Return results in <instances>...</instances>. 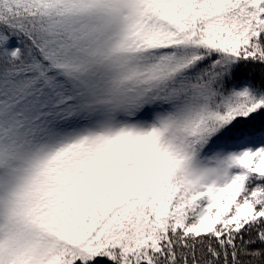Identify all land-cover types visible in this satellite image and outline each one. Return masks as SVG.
<instances>
[{
	"label": "snow or ice",
	"instance_id": "snow-or-ice-1",
	"mask_svg": "<svg viewBox=\"0 0 264 264\" xmlns=\"http://www.w3.org/2000/svg\"><path fill=\"white\" fill-rule=\"evenodd\" d=\"M0 264H264V0H0Z\"/></svg>",
	"mask_w": 264,
	"mask_h": 264
}]
</instances>
